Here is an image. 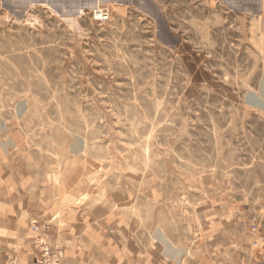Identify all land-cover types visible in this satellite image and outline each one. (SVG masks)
Segmentation results:
<instances>
[{
  "label": "rangeland",
  "instance_id": "374dc122",
  "mask_svg": "<svg viewBox=\"0 0 264 264\" xmlns=\"http://www.w3.org/2000/svg\"><path fill=\"white\" fill-rule=\"evenodd\" d=\"M263 73L264 0H0V163L192 242L209 197L264 202Z\"/></svg>",
  "mask_w": 264,
  "mask_h": 264
},
{
  "label": "crops",
  "instance_id": "0c3cea01",
  "mask_svg": "<svg viewBox=\"0 0 264 264\" xmlns=\"http://www.w3.org/2000/svg\"><path fill=\"white\" fill-rule=\"evenodd\" d=\"M252 94L256 98L247 104L263 125L257 128L253 118L256 147L264 144V73ZM27 172L12 162L0 166V264H35L36 224L64 248L63 264H264V202L256 194L209 197L197 236L177 242L162 227L148 225L142 210L116 211L90 198L83 207L79 184L63 183L59 173Z\"/></svg>",
  "mask_w": 264,
  "mask_h": 264
},
{
  "label": "built area",
  "instance_id": "2783aa9c",
  "mask_svg": "<svg viewBox=\"0 0 264 264\" xmlns=\"http://www.w3.org/2000/svg\"><path fill=\"white\" fill-rule=\"evenodd\" d=\"M94 17L99 22H106L109 19V12L101 7L94 11ZM256 230V228H253ZM32 231L37 233V238L34 242L36 250L35 264H63L65 258V250L62 246L53 244L47 233L45 226L35 225ZM10 264H18L16 260Z\"/></svg>",
  "mask_w": 264,
  "mask_h": 264
}]
</instances>
